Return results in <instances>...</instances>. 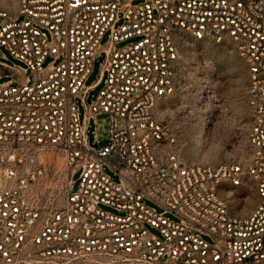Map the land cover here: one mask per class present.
I'll list each match as a JSON object with an SVG mask.
<instances>
[{
  "label": "built area",
  "instance_id": "2783aa9c",
  "mask_svg": "<svg viewBox=\"0 0 264 264\" xmlns=\"http://www.w3.org/2000/svg\"><path fill=\"white\" fill-rule=\"evenodd\" d=\"M136 1L0 9V264H264V0ZM189 36L230 39L247 65L245 168L170 149L177 136L156 108L186 83ZM101 113L106 146L91 130ZM54 156L66 172L58 206L45 197ZM245 176L257 204L237 215L220 186Z\"/></svg>",
  "mask_w": 264,
  "mask_h": 264
},
{
  "label": "rangeland",
  "instance_id": "374dc122",
  "mask_svg": "<svg viewBox=\"0 0 264 264\" xmlns=\"http://www.w3.org/2000/svg\"><path fill=\"white\" fill-rule=\"evenodd\" d=\"M17 6L18 0H0V9L15 11ZM107 40L106 33L102 42L106 43ZM4 53L8 57L5 60L8 63H20L8 51L4 50ZM49 61L50 59L46 63ZM183 61L188 71L185 85L173 96L160 100L156 108L157 117L172 123L177 136V142L170 149L189 164H240L247 167L251 158V111L247 105L249 73L234 42L230 39L222 42L211 38L196 40L189 36L184 45ZM101 68L98 59L87 85L98 80ZM101 88L99 83L95 95ZM78 103L81 104V99H78ZM91 130L96 131L100 146L109 145L110 121L106 113L96 116V123L92 122ZM58 157L61 156H54L45 182V197L48 203L55 206L64 200L66 182L65 163L62 168H58ZM48 158L51 159L52 156ZM106 171L115 180L119 179L109 168ZM78 176L79 174L75 179ZM77 185L78 179L75 187ZM220 194L229 201L237 215L249 213L257 204L255 186L248 176L244 177L243 184L238 187L224 182L220 186ZM147 203L162 211L154 203ZM168 216L175 219L172 214Z\"/></svg>",
  "mask_w": 264,
  "mask_h": 264
},
{
  "label": "bare ground",
  "instance_id": "6f19581e",
  "mask_svg": "<svg viewBox=\"0 0 264 264\" xmlns=\"http://www.w3.org/2000/svg\"><path fill=\"white\" fill-rule=\"evenodd\" d=\"M57 166H58V168H62L63 167V165H64V159L62 158V157H58V159H57Z\"/></svg>",
  "mask_w": 264,
  "mask_h": 264
}]
</instances>
